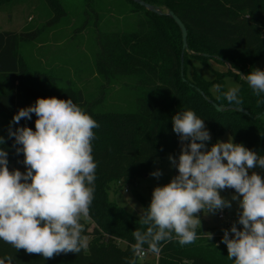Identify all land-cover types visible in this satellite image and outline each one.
I'll return each instance as SVG.
<instances>
[{"label": "trees", "instance_id": "trees-1", "mask_svg": "<svg viewBox=\"0 0 264 264\" xmlns=\"http://www.w3.org/2000/svg\"><path fill=\"white\" fill-rule=\"evenodd\" d=\"M35 1L0 0V12H19L24 4ZM45 1L54 12L48 24L67 14L62 0ZM87 1L92 4L95 0ZM126 1L129 12L136 15L135 27L99 31L91 70L102 77L103 94L113 84L132 87L134 104L128 109L103 108V95L87 97L71 81L62 84L52 70L32 68L21 49L24 43L38 38L41 28L0 30V116L12 121L19 109L34 105L37 98L55 96L72 99L99 124L92 141L97 163L94 200L91 218L83 221L88 248L78 254L44 259L24 250L16 251L0 240V259L11 256L12 264H127L125 258L133 255L132 232L142 226L139 216L110 199L109 191L143 177L157 159L169 155L178 158L181 143L173 132L172 117L180 111L192 110L204 120L214 135L208 147L229 132L233 142L264 156V104L257 105L264 94L257 97L232 68L215 71L212 80L195 68L189 73L193 59L208 66L209 59L214 58L241 74L254 69L264 56V0H143L164 12L172 10L182 20L188 34L185 51L181 29L172 17L153 12L134 0ZM227 76L235 77L240 84L238 95L243 103L234 107L248 113L227 108V101L222 96L217 99L219 94L212 92L215 84L222 85L221 92L228 90ZM212 101L224 109L217 110ZM35 120L32 114L31 120L21 119L11 128L15 131L27 126L35 130ZM4 140L0 148L7 152L10 170L14 161L24 157L22 152L17 154L20 146L14 137L8 135ZM174 170L175 176L178 173L175 167ZM137 197L147 208L146 199L140 194ZM197 234L195 243L180 246L173 240L163 245L158 258L150 254V258L137 260V264H233L227 257L226 245L221 243L223 235H213L208 240L202 228Z\"/></svg>", "mask_w": 264, "mask_h": 264}, {"label": "clouds", "instance_id": "clouds-1", "mask_svg": "<svg viewBox=\"0 0 264 264\" xmlns=\"http://www.w3.org/2000/svg\"><path fill=\"white\" fill-rule=\"evenodd\" d=\"M227 66L257 97L264 94V70L241 74ZM221 88L213 85L217 99L222 96L230 106L242 105L238 84L226 92ZM261 104L264 99L257 100ZM32 114L35 130L27 126L12 130L13 123L31 120ZM172 123L181 151L178 158L169 155L168 159L178 174L156 186L150 204L140 210L142 228L132 232L133 255L125 258L127 264H137L148 254L159 256L163 245L173 240L180 246L195 243L202 227L200 215L231 208V201L238 204V220L223 230L221 239L228 259L233 264H264V177L251 171L264 169V156L230 137L208 147L210 132L192 110L178 112ZM97 128V121L69 98H37L34 105L19 109L10 122L9 136L20 146L16 152L23 153L26 172L9 170L7 152L0 148V240L44 259L88 248L83 221L91 218L94 200L97 163L92 141ZM4 143L0 136V145ZM162 174L150 173L157 179ZM227 189L234 190L231 201L221 195ZM206 234L208 240L213 238V233ZM12 259L6 256L0 264H12Z\"/></svg>", "mask_w": 264, "mask_h": 264}, {"label": "rangeland", "instance_id": "rangeland-1", "mask_svg": "<svg viewBox=\"0 0 264 264\" xmlns=\"http://www.w3.org/2000/svg\"><path fill=\"white\" fill-rule=\"evenodd\" d=\"M87 0H62L67 14L61 16L56 23L48 24V20L54 16V12L45 0H36L33 3L24 4L19 12H0V30H24L28 27H38L42 32L35 41L26 42L22 46V53L29 65L38 70H52L60 77L61 83L71 81L75 87L84 90L87 97L103 95L102 107L111 109H128L134 104V93L132 87L123 83L113 84L102 91L103 79L100 75L93 73L94 57L97 51V34L99 31H110L113 29H130L136 25L135 13H130L126 0H95L92 4ZM31 16V18H29ZM195 68L207 79L215 78V71L224 72L228 70L225 62L210 58L209 65H203L198 60H192L189 73ZM255 68L264 70V56L255 63ZM232 84H239L233 76L225 78L227 89ZM212 92L213 87H212ZM10 120L0 116V136L4 139L9 135ZM206 125V124H205ZM208 129V127L206 126ZM209 130V129H208ZM211 139L213 133L209 130ZM232 138L226 132L216 138V142L227 141ZM233 140V139H232ZM210 147V146H209ZM181 151V145H180ZM23 159H18L10 165V170L18 169L26 172ZM160 170L163 174L157 179L150 173ZM264 177V169H253ZM251 171L249 174H251ZM174 167L168 158L157 159L152 169L143 177L133 183H126L115 190L117 186L109 191L111 200L139 216L140 210L145 204L137 197L142 195L150 204L153 189L162 186L174 177ZM234 190L227 189L221 195L231 201ZM232 207L224 209V217L219 213L200 215L202 229L206 233L223 235L224 229H230L232 224L238 220V204L231 201ZM135 205V208H132ZM238 228H242L237 224ZM229 235L233 234L229 232ZM122 245H125L122 243ZM150 258V256H149Z\"/></svg>", "mask_w": 264, "mask_h": 264}, {"label": "water", "instance_id": "water-1", "mask_svg": "<svg viewBox=\"0 0 264 264\" xmlns=\"http://www.w3.org/2000/svg\"><path fill=\"white\" fill-rule=\"evenodd\" d=\"M135 2L145 6L146 8H148L149 10L153 11V12H156L158 14H167L169 15L170 17H172L175 22L179 25L180 29H181V32H182V38H183V51L185 50H188V41H187V28L185 26V24L182 22V20L172 11V10H168L167 12H164L160 7L158 6H154L152 4H149L143 0H134ZM183 62H184V57L182 56L181 58V69H182V74H183ZM229 65V64H228ZM213 104L215 105L216 109L217 110H223L224 107L217 104L216 102L212 101ZM227 108H235L237 109L238 111H241V112H245V113H248V111L242 107H234V106H227ZM264 113V111H263Z\"/></svg>", "mask_w": 264, "mask_h": 264}, {"label": "built area", "instance_id": "built-area-1", "mask_svg": "<svg viewBox=\"0 0 264 264\" xmlns=\"http://www.w3.org/2000/svg\"><path fill=\"white\" fill-rule=\"evenodd\" d=\"M224 210H222V211H220V213H219V216L220 217H224ZM150 256V254H148L144 259H146V258H148ZM156 258H158V256H155Z\"/></svg>", "mask_w": 264, "mask_h": 264}]
</instances>
